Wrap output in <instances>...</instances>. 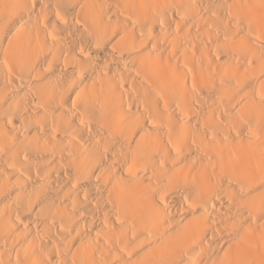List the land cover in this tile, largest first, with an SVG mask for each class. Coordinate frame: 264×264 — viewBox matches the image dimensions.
<instances>
[{"label": "bare ground", "instance_id": "6f19581e", "mask_svg": "<svg viewBox=\"0 0 264 264\" xmlns=\"http://www.w3.org/2000/svg\"><path fill=\"white\" fill-rule=\"evenodd\" d=\"M0 264H264V0H0Z\"/></svg>", "mask_w": 264, "mask_h": 264}]
</instances>
